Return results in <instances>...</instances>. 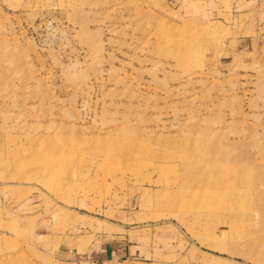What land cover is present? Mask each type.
<instances>
[{
  "label": "rangeland",
  "instance_id": "1",
  "mask_svg": "<svg viewBox=\"0 0 264 264\" xmlns=\"http://www.w3.org/2000/svg\"><path fill=\"white\" fill-rule=\"evenodd\" d=\"M0 264H264V0H0Z\"/></svg>",
  "mask_w": 264,
  "mask_h": 264
},
{
  "label": "crops",
  "instance_id": "2",
  "mask_svg": "<svg viewBox=\"0 0 264 264\" xmlns=\"http://www.w3.org/2000/svg\"><path fill=\"white\" fill-rule=\"evenodd\" d=\"M87 236H81L79 239V251L85 254L92 260H109L123 258L127 256H145L146 250H142L141 246H136L134 243H129L127 239L116 236L110 239L91 238ZM126 240V241H125ZM90 243L88 244V242ZM85 244L87 246L85 247Z\"/></svg>",
  "mask_w": 264,
  "mask_h": 264
},
{
  "label": "bare ground",
  "instance_id": "3",
  "mask_svg": "<svg viewBox=\"0 0 264 264\" xmlns=\"http://www.w3.org/2000/svg\"><path fill=\"white\" fill-rule=\"evenodd\" d=\"M190 167H195V168H197V167H200V165L197 163V164H195V165H193V166H190ZM228 173H233V172H229V171H227V170H223V169H218L217 171H216V174H218L219 176L221 175V174H228ZM190 175V174H189ZM192 177V176H191ZM183 179H184V177H183ZM186 180V179H185ZM184 180V181H185ZM193 179H191L190 178V176H189V178H188V175H187V180L186 181H189V182H191ZM222 180V178H220L218 181L216 180V182L215 183H218V185L217 186H215L214 188H213V194H211V196H212V199L210 200L211 201V205L210 206H216V207H220V208H222V207H224V205H226L225 204V202L227 201L226 199H227V197L229 196V193H230V187H229V185L227 184V183H225V182H220ZM185 181V182H186ZM184 182V183H185ZM183 183V182H182ZM182 183H181V185H182ZM183 183V184H184ZM182 187V186H181ZM183 188V187H182ZM194 193H196V192H194ZM186 201V200H185ZM195 201H196V203H195V205L197 206L198 204H200L201 202L200 201H198V199H195ZM191 202H193V201H191ZM190 202V203H191ZM185 202L183 201L182 202V204H184ZM190 203H188V204H190ZM186 204V203H185ZM208 205V206H209ZM209 206V207H210ZM225 209H226V206H225Z\"/></svg>",
  "mask_w": 264,
  "mask_h": 264
}]
</instances>
